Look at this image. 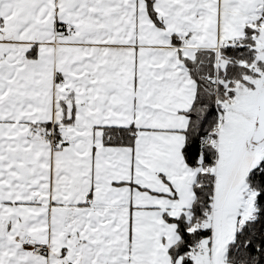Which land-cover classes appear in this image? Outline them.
<instances>
[{
  "label": "snow or ice",
  "instance_id": "1",
  "mask_svg": "<svg viewBox=\"0 0 264 264\" xmlns=\"http://www.w3.org/2000/svg\"><path fill=\"white\" fill-rule=\"evenodd\" d=\"M0 264H264V0H0Z\"/></svg>",
  "mask_w": 264,
  "mask_h": 264
}]
</instances>
